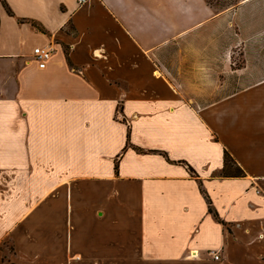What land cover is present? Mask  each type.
Listing matches in <instances>:
<instances>
[{"label":"crops","instance_id":"1","mask_svg":"<svg viewBox=\"0 0 264 264\" xmlns=\"http://www.w3.org/2000/svg\"><path fill=\"white\" fill-rule=\"evenodd\" d=\"M219 16L206 0H0L8 264H264V16H238L258 22L239 66L202 31ZM224 151L241 175H220Z\"/></svg>","mask_w":264,"mask_h":264},{"label":"rangeland","instance_id":"2","mask_svg":"<svg viewBox=\"0 0 264 264\" xmlns=\"http://www.w3.org/2000/svg\"><path fill=\"white\" fill-rule=\"evenodd\" d=\"M208 4H210L219 14V18L213 20L212 22H208L207 24L203 25L202 31H214L217 33V41L220 47H225L227 45L233 46V55L232 61L235 66H239L243 63V55L244 51L242 47L246 49H254L253 44L255 41L251 39L250 41H245V43L239 44L242 41L238 36V33L241 31L247 30H254L256 26H258V22L254 24L243 23L242 19L238 16H257L263 15L264 16V0H206ZM230 15H237L235 20L228 22L223 15L226 13ZM244 26V27H243ZM264 31V29H263ZM216 42V40H215ZM243 42V41H242ZM185 40H173L170 44L168 49L172 55L174 54L173 62L179 65L180 62L185 60V55L182 52L185 48L190 45ZM182 49V50H181ZM264 49V48H263ZM180 52V53H179ZM180 54V55H179ZM171 55V56H172ZM160 62H162L163 57H159ZM233 166V163L231 164ZM231 172H235V170L231 169ZM32 233V238L34 237ZM13 237L7 236L5 239L0 241V255L1 259L3 260L4 264H8L7 261L15 255V248H14V241ZM59 264H67V263H59ZM75 264H82V263H75ZM87 264V263H85Z\"/></svg>","mask_w":264,"mask_h":264},{"label":"built area","instance_id":"3","mask_svg":"<svg viewBox=\"0 0 264 264\" xmlns=\"http://www.w3.org/2000/svg\"><path fill=\"white\" fill-rule=\"evenodd\" d=\"M79 2H83L85 0H78ZM32 55L35 61L37 62L38 67L43 68L46 64V61L51 55V49L46 46H36L32 49ZM212 254L213 259L218 260L219 254L217 251L210 252Z\"/></svg>","mask_w":264,"mask_h":264},{"label":"trees","instance_id":"4","mask_svg":"<svg viewBox=\"0 0 264 264\" xmlns=\"http://www.w3.org/2000/svg\"><path fill=\"white\" fill-rule=\"evenodd\" d=\"M7 12L12 14L10 8L7 7ZM233 163V160L231 158V156L228 154L227 151H224L223 154V168L221 170L220 175H227V173L231 172L230 170L233 169L235 170V175H241L242 170L239 167H233L231 166V164ZM116 167V165H115ZM209 210H211V208L209 207Z\"/></svg>","mask_w":264,"mask_h":264}]
</instances>
